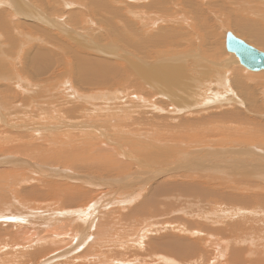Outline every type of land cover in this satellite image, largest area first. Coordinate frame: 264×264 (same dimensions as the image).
<instances>
[{
	"label": "rangeland",
	"instance_id": "374dc122",
	"mask_svg": "<svg viewBox=\"0 0 264 264\" xmlns=\"http://www.w3.org/2000/svg\"><path fill=\"white\" fill-rule=\"evenodd\" d=\"M10 1L0 0V21L6 24L2 27V23L0 22V132L3 130L1 133L11 136V141L6 146L0 144V154H4L3 149L9 150L18 145L16 143V145H11L10 147V144L14 140H17V136L23 139L27 136L26 139H31L33 142L36 140V143H39L40 146L42 144L43 148L39 149L37 146L36 151L17 150L19 153L22 152L17 155L23 157L26 155L25 158H28L31 162L33 157L37 159H42L43 157V159H47L45 160L46 162L48 160L53 162L43 163V165L46 167H56L59 169V173H50L49 176V171L46 172L47 174L41 173L33 169V167H27V169L26 166L22 170H17L13 165L12 167L6 165L7 168L0 169V244L3 241V244H17L19 241V246H24V232H30L33 237L39 236L37 238L39 239L43 235L49 236L47 235V233L50 234L49 231L62 232L70 228H85L92 224L90 232H94L97 230L95 226L109 224L108 232L111 229L112 233L114 231L117 232L112 234L113 238L109 237L107 239L110 244L114 241L129 242L128 239H130V242L127 244H130L131 249H128V251H123V249H126H121L118 244L116 245L117 247H110L109 250L112 252V255L127 253V256L123 255L124 257L121 256L119 259L127 257L126 259L130 261L135 260L132 262L136 264H154L153 261L163 264L158 259L163 257L181 263L182 259H177L175 253L171 251L168 245L178 242L177 244L181 246L180 250L189 257H186L187 262H198V257H201L204 259L201 263L214 264L212 260H216L213 257L217 247H214V244L210 242L205 245L202 244V247L192 245V243L195 244L193 241H197V239L188 235V232H184L182 227L190 231H202L203 233H206L207 229L214 231V227L210 225V221H207L204 216L196 215H203L204 213L202 212L201 214L200 208L197 210L195 203H201V196L202 200L205 198L210 200L209 192L212 191L207 190V188H198L196 185H200V181H203V185H205L204 183L210 184L209 187L213 191L219 192L221 196L224 194L222 197L226 198L227 201L221 202L224 204L223 207L227 204L235 206L237 202L233 204L234 200H228V198H233L232 193L234 191H236L235 196L245 193L247 196L251 195L247 189H252V186L248 185L250 180L246 178L250 177L248 175L251 173L255 174V170H257L252 164L259 163L264 165V72H262L263 74L253 76V82L245 81L246 83L243 85L240 83L241 79L238 80L239 84L235 83V80H232L229 87L230 77H227L229 78L227 84L224 80L225 85L217 86L214 84L217 78L226 70V68H223V63L230 58L229 55L231 54L226 49L225 44L227 30L238 34L239 38L253 47L264 50V45L258 39L259 37L264 38V0H219V2L215 0L212 4H208L207 1L203 0H173L172 3V0H159L163 5L158 1L155 6L152 4V0H148L143 5L138 4L137 7H132V0H14V3ZM168 2L170 4H165ZM149 3L152 4L153 8L148 7ZM159 4L162 6L160 7ZM249 4H251L252 8L246 12L243 9L244 7L248 9ZM129 9L142 11L145 17L154 19H158L156 15L164 16L166 14L170 18V22H159L155 24L156 26L147 28L145 24L142 25L138 18L131 15V13H127ZM24 11L32 13L30 20H25L24 15H21V12ZM242 11L244 12L241 13ZM37 12L40 15L35 14ZM111 12L113 13L110 14ZM100 14H103L104 19ZM41 16L46 18H41ZM64 16L67 17L64 18ZM56 22L59 25L55 26ZM196 46L199 47L200 52L191 53L193 47ZM96 49L106 50L107 53L103 51L98 53ZM186 52L191 53V57L198 53V58L195 63H179L180 66L184 67V72H182L184 76L179 79H173L163 64L166 59L178 57ZM210 55L218 56L221 60L210 59ZM40 57L43 60L42 63L39 61ZM198 62L200 63L198 64ZM211 62L217 63L223 70L221 71L218 67L212 66ZM85 63H89L93 69V73H89L91 76L84 77L86 75L84 73L83 75L81 74L84 68L81 65ZM138 66L142 70L137 69ZM152 66L160 68L164 79H147L145 77V72L149 71ZM238 68L237 71L240 72L238 74L235 73L237 79L243 74L250 75L244 72L243 66ZM218 74L220 75L218 76ZM63 78L68 83V85H65L64 90L60 85L61 82H59ZM237 84L240 86L238 87ZM75 91L77 92L76 94ZM140 94L155 107L152 108L148 104H140L139 106L141 99H137L135 96ZM79 95L92 99H87L88 101H76L75 97ZM124 103L131 106L127 105L128 108L123 112L119 107ZM87 104L89 107H87ZM63 105L66 106L64 107ZM74 105L78 108L77 110H75L76 108H71ZM171 105L174 107L172 115L167 110L170 109ZM19 106H24L28 110H20L18 109L20 108ZM84 106L86 109L92 108L91 115L82 116L80 113H77L73 115L74 118H72L73 116H67L70 111H78L83 109L82 107ZM132 106L137 107L135 108V110L137 109L136 112ZM61 107H64L65 110L59 112L58 109L60 110ZM139 111H142L141 115H138ZM10 114H15V116L12 121L8 120L7 122ZM125 115L129 116L125 118ZM174 115L177 117L172 119L175 117ZM85 116L86 118L84 119ZM63 117L65 121H63ZM164 117H168V119L163 120ZM67 119L76 122L74 126H70V132L72 133L69 132L70 128L65 123ZM205 119L207 121L213 119V121L210 124H205ZM170 120H173L174 123ZM152 121L156 125L147 124V122ZM166 121L168 123L172 122V130L170 132V128L166 127V125L162 126ZM180 123L183 125L180 126ZM25 124L27 126H24ZM109 127H111V131ZM95 129L96 131L94 132ZM156 129H160V136L156 141L160 145L158 147L155 144L157 149L152 146L145 153H140V150H134L136 155H139L141 159L144 157L147 162L152 163L154 166L152 165L143 170L144 173L141 172L142 169L140 170L139 167L136 170L133 166H130L128 169L126 168L127 170H125L124 174H121L124 176L127 174L126 171H129V176H132L129 178L132 179L140 171L142 177L133 182L129 179L126 180L125 178L127 177L123 178V176L119 175L120 173L117 174L115 167H110V164L93 165L91 166V174H88L87 169L80 164L79 166H74L69 156H57V153L62 149L59 144L61 136L65 137L69 136V134H76V137L70 135V137L76 139L86 137L81 134L82 131L85 133L90 131V133L92 132L90 138L86 137L90 141L101 143L110 140L113 144L115 142L123 144L126 143L124 138H126L127 133L131 132L130 134L136 135L135 133H140L139 130H141L142 135L147 136L148 132L152 133ZM74 131L75 134L73 133ZM175 133L186 135L188 137L184 138L186 143L196 145L194 148L196 149L194 158L189 157L191 165L198 164L211 170L215 168L219 169L221 165L226 170L223 174L227 175L226 177L223 175V178L227 180L232 178L229 185L234 187L226 191L222 189L221 185L213 184L210 180H199L197 176L193 179H176L174 176L168 177L162 173L154 172L153 170L158 171L160 168V170H165L174 165L179 166L181 163H187L185 155L179 153L181 151L169 154L170 151L166 149L170 145H175L176 140L180 138L172 135ZM115 134L117 136H114ZM55 136L58 138H55ZM149 136L142 139H146V142H149L151 141ZM13 137L16 139H12ZM44 137H48V143L45 145L42 140ZM83 140L87 144V141ZM2 141L3 138H0V143ZM124 148L130 149L131 147L124 146ZM225 148H228V150ZM44 149L49 152L44 151ZM79 149H83V147L80 148L79 146ZM220 150L225 156L221 155L219 157V155H216L220 153ZM249 151H253V153H249ZM81 152L85 157L92 155L87 154L86 150ZM99 152L104 155L107 151L101 149ZM163 154L167 155H165L167 162H164L166 159H164V156L162 157ZM5 155L8 154L5 153ZM103 155L100 154V156ZM136 155H134V158ZM257 155H259V158L256 157ZM151 156L153 157L151 158ZM201 156L204 157L202 158ZM126 159H129V161L125 160V163H133L132 159ZM148 159L152 160L148 161ZM208 160L211 161L209 162ZM112 164H114L113 161ZM209 165L213 166L209 167ZM100 167H108L109 171L99 172L98 169ZM62 169L64 170L63 173H61ZM112 169L115 172L114 174L111 171ZM185 170L181 169L179 170L180 172L177 171L175 172L176 174L171 175L182 174ZM9 172L10 175H8ZM69 172L72 176H78L79 179L86 176L90 181L98 179L100 183L109 184L110 186L106 190H102L103 192L107 191L109 195H105V193L104 197L103 194L99 195L98 191L95 193L91 185L82 183L80 180L69 181L68 179H63V176H67L65 173L69 174ZM109 172L110 174H108ZM191 172L186 170V173ZM201 173L204 174L202 176L209 175L206 172ZM235 173H240L238 175H241V178L238 179V175ZM35 174L38 176H35ZM245 175L246 177L244 178L243 176ZM21 177L25 178V180L27 177H30L31 182L28 180L19 183L18 181L22 180ZM59 177L62 178L60 179ZM119 180L125 182L120 187L114 185L111 190L112 183ZM68 187H73V189H68ZM99 191V193L102 192L101 190ZM213 191L212 194L218 195V193H213ZM259 193L261 192L257 190L251 196ZM225 195H230V197ZM245 195L239 196L244 198L241 199L242 201L240 199L235 200L244 203V200L247 199ZM92 198H95L94 201H92ZM68 199L73 200L69 205L65 202ZM23 200L24 202H22ZM188 203L191 206L190 209L188 208ZM59 206L64 208L60 209ZM187 208L189 212H187ZM222 210L224 208L216 214H219L218 222L220 227H224L228 223L235 222L237 224L239 222L240 224L238 223V225L243 230H248L251 234V240L253 241L254 239L255 242H258L252 245H236L231 241L229 245L226 244L228 247L224 245V247L220 246V250L225 253L224 260L221 258V262L226 261L230 256L237 257L239 260L237 252L241 250V253L244 252L246 255L248 253L245 257V262L242 263L264 264V224L257 223L252 229V226H249L251 224L250 220H252L250 214L243 212L240 215H228L222 213ZM218 216L215 217L217 218ZM215 217L212 219H216ZM187 224H190V227ZM217 226L219 227V225ZM7 227L9 230H5ZM142 227L147 230L146 235L149 233L143 241L144 247L133 243V241L138 239L137 237H141L140 234L144 231ZM200 227L202 229H198ZM18 230L21 232H17ZM123 230L124 232H122ZM131 235L136 236V238ZM180 237L181 239H179ZM123 238L124 240H122ZM89 239L91 241L92 237ZM113 239L114 241H112ZM221 239H225V236H222ZM83 242L79 243L82 244ZM36 244L40 243L26 244L29 245V248L24 250L9 249L5 246L1 247L0 250L3 251H0V258H3V261L1 260L0 264H3L7 260L9 264H21L20 262L22 264H48V257H54L52 264H85L86 262L76 259V257L81 259V251L85 249L83 246L76 245L78 244L77 239L68 247L62 248V245L58 246V248L51 247L52 249H56V252H53L51 255L46 254V248ZM84 244V246H88V242H84ZM152 244L155 246V251L153 250V252L151 251L153 248ZM181 244H185V246L182 247ZM75 246L77 248L80 247V249H74ZM149 246L151 249H149ZM164 246L165 248L167 247L165 250ZM106 247L109 246H104L103 248ZM156 247L160 248L157 249ZM201 248L202 250H200ZM249 248L250 250L245 252ZM160 249L161 252H164L162 255L157 253ZM165 252L168 254H165ZM249 252L252 256H249ZM169 254L172 255L170 256ZM66 259H75L74 261L77 260V262L67 263ZM44 260L46 261L44 262ZM132 262L130 264H133ZM108 263L126 264L113 259ZM229 264L233 263L229 261Z\"/></svg>",
	"mask_w": 264,
	"mask_h": 264
},
{
	"label": "bare ground",
	"instance_id": "6f19581e",
	"mask_svg": "<svg viewBox=\"0 0 264 264\" xmlns=\"http://www.w3.org/2000/svg\"><path fill=\"white\" fill-rule=\"evenodd\" d=\"M131 1V0H130ZM133 1V4H132V7H137L138 6V4H140V5H143V3L145 4V2L146 1H148V0H132ZM158 1L159 0H155L154 2H153V0H152V4L155 6V5H157V3H158ZM161 1V0H160ZM159 1V2H160ZM171 1V0H170ZM169 1V2H170ZM203 1H207V3L208 4H212L213 3V1H215V0H203ZM227 1V0H226ZM10 2H13L14 3V0H11ZM70 2V1H69ZM164 2V1H163ZM165 3V4H170V3ZM173 2V0L171 1V3ZM176 2V1H175ZM218 2H219V0H218ZM224 2V1H223ZM65 3H68V2H65ZM155 3V4H154ZM162 5H163V3L162 2H160ZM177 3V2H176ZM227 3V2H226ZM152 4L151 3H149L148 4V7H152ZM161 4H159V6L161 7L162 5ZM20 5V4H19ZM173 5V4H172ZM22 6V5H21ZM167 6V5H166ZM175 6V5H174ZM177 6V5H176ZM249 7H248V9L247 8H245L244 7V9L243 10H245L246 12H248V11H250L251 10V8H252V6H251V4H249L248 5ZM131 7V6H130ZM201 7V6H200ZM241 7V6H240ZM153 8V7H152ZM197 8V7H196ZM199 8V7H198ZM109 9V8H108ZM111 11H113V10H111ZM194 12H195V9H194ZM197 13H198V11H196ZM204 12V11H203ZM244 11H242L241 13H243ZM41 13H43V12H41ZM113 12H111L110 14H112ZM127 13H131V15H134L136 18H138V20L139 21H141V23H142V25L143 24H145V26L148 28H150V27H154V26H156L155 24H157V23H159V22H170L169 20H170V18L165 14L164 16H160V15H156V17L158 18V19H154V18H147V17H145L144 16V14H143V12L141 11V12H139L138 10H132V9H129V11L127 12ZM35 14H37V15H40V13L39 12H37V13H35ZM199 14H201V12H199ZM21 15H24V19L25 20H30L31 19V17H32V13H28V12H26V11H24V12H21ZM100 16L103 18V14H100ZM99 16V17H100ZM179 16V15H178ZM219 16V15H218ZM67 16H64V18H66ZM75 17V16H74ZM100 17V18H101ZM177 17V16H176ZM198 17V16H197ZM201 17V16H200ZM34 18H36V17H34ZM41 18H46V17H42L41 16ZM63 18V19H64ZM104 19V18H103ZM36 20H37V18H36ZM137 20V19H136ZM185 20L186 21H188V19L187 18H185ZM38 21V20H37ZM57 21H58V19H57ZM100 21H102V20H100ZM201 21H202V19H201ZM1 22V21H0ZM38 22H40V21H38ZM163 22V23H164ZM2 23V27H4L6 24H4L5 22H1ZM104 23V22H103ZM189 23V22H188ZM36 24V23H35ZM58 24V22H56V24H55V26ZM59 25V24H58ZM42 26V25H41ZM63 27V26H62ZM145 27V28H146ZM43 28V27H42ZM43 31V30H42ZM44 32H45V30H44ZM67 32V31H66ZM49 33V32H48ZM229 33H231L235 38H237V39H240V40H242V41H244L243 39H241V38H239V36H238V34H235L234 32H232L231 30L229 31V30H227V32H226V42H225V44H226V49L231 53L230 55H229V59H227L226 60V62L225 63H223V68H226V70L221 74V76L224 78H222L221 76L219 77V78H217V80H216V82L214 83L215 85H225V83L227 84L228 83V80H229V78H227V77H230V81H229V83H228V85H229V87H230V84H231V81L232 80H235L236 82L235 83H238L239 84V81L238 80H240L241 79V81H240V83L243 85V84H245L247 81H251V82H253L254 80H253V76H256V75H259V74H263L262 72H264V69H261V70H258V71H254V70H250V69H248L243 63H242V61H241V59H240V57L238 56V54L237 53H235V52H233V51H231L230 49H229V46H228V34ZM69 36V35H68ZM260 41H261V43L264 45V38L263 37H259L258 38ZM247 45H249V46H251L252 48H254V49H256V50H258V51H262V53L264 52V50H259V49H257L256 47H253L252 45H250V44H248L246 41H244ZM108 50V49H107ZM189 50H191L190 48H189ZM96 51L98 52V53H100L101 51H103L104 53H107V51L106 50H102V49H96ZM196 51H198V52H200L199 51V47H193V49L191 50V53H196ZM109 52V51H108ZM191 53H189V52H186V53H184V54H181V55H179L178 57H173V58H170V59H166L165 60V62H164V64H163V66L165 67V69H167L168 71H169V74H170V76L173 78V79H179V78H182L183 76H184V74L182 73V72H184V67H182V65L180 66V64L179 63H183V62H187V63H190V62H196V59L198 58V53L197 54H195V56H193V57H191L190 56V54ZM80 54V53H79ZM191 58V59H190ZM210 59H216L217 61L218 60H221V58H219L218 56H215V55H210V57H209ZM195 59V61H193ZM39 61H40V63H42L43 62V60H42V58L40 57L39 58ZM207 61V60H206ZM209 61H211V60H209ZM173 62V63H172ZM191 63V64H192ZM200 62H198V64H199ZM212 63V62H211ZM85 65V66H84ZM197 65V64H196ZM212 66H214V67H218L219 69H221V67H220V65H218L217 63H212ZM233 66H235L231 71H229ZM242 67L243 66V68L245 69L244 70V72H247L248 74H250V75H244V77H243V75H240V78L239 79H237V77H236V74H238L240 71H237V69H239L238 67ZM81 67H84L83 69H82V75H83V73H84V75H86V76H84V77H87V76H89L90 74L89 73H93V69L90 67V65H89V63H85V64H82L81 65ZM193 67V66H192ZM206 68H208V67H206ZM137 69H139V70H142V68L140 67V66H138L137 67ZM192 69V68H191ZM210 69V68H209ZM213 69V68H212ZM223 69H221V71H222ZM208 71V70H207ZM1 73V72H0ZM207 73V72H206ZM236 73V74H235ZM216 74V73H215ZM220 74H218V76H219ZM6 76V75H5ZM18 78H20L18 75H16ZM91 76V75H90ZM145 77L147 78V79H157V80H161L160 78H162V79H164V75L162 74V72H161V70H160V68L159 67H154V66H152L151 68H150V70L148 71H146L145 72ZM210 80V79H209ZM224 80H225V83H224ZM243 80V81H242ZM214 81V80H213ZM212 81V82H213ZM246 81V82H245ZM59 82H61L60 83V85L63 87V90H64V87H65V85H68V83H67V81H66V79L65 78H63V79H61ZM208 83H210V82H208ZM237 84V85H238ZM241 85V86H242ZM240 85H238V87H239ZM214 87V86H213ZM222 88V87H221ZM216 89H218V88H216ZM231 89V88H230ZM63 90H62V92H63ZM220 90V89H219ZM218 91V90H217ZM61 92V93H62ZM245 92V91H244ZM77 92L75 91V94H76ZM219 95V94H218ZM220 96V95H219ZM263 96H264V91H263ZM129 97V96H128ZM137 99H141V101H140V103H139V106H140V104H148V106H152V108H154L155 106H153L152 104H151V102L149 103L148 101L149 100H147L143 95H136L135 96ZM40 98V97H39ZM153 98H155V97H153ZM91 100L92 98H84V97H82V96H77V97H75V100L77 101V100ZM163 99V98H162ZM87 100V101H88ZM62 102V101H61ZM93 102V101H92ZM51 103H52V101H51ZM54 103V102H53ZM74 103V102H73ZM85 103V102H84ZM138 103V102H137ZM71 104H72V102L69 104L70 106H71ZM82 105H84V104H82ZM128 104H122L120 107H119V109L121 108L122 110H123V112L128 108V106L130 105H128ZM64 107L66 106V105H63ZM76 106H77V104H76ZM91 106V105H90ZM131 106V105H130ZM129 106V107H130ZM20 107V106H19ZM57 107V106H56ZM64 107H61V109L59 110L58 109V111L59 112H61V111H63V110H65V108ZM79 107V106H78ZM81 107V106H80ZM87 107H89V105L87 104ZM91 107H94V106H91ZM71 108H76L75 107V105H74V107H71ZM83 109H80V110H78V111H74V112H72V111H70L68 114H67V116H69V117H72L73 115H75V114H77V113H80L82 116L83 115H91L92 113V108L91 109H86L85 108V106L84 107H82ZM132 108L134 109V111L136 112L137 111V109L135 110V108H137V107H135V106H132ZM149 108V107H148ZM18 109H24V110H28V109H26L24 106L23 107H20V108H18ZM78 108H76L75 110H77ZM102 110V109H101ZM170 113H171V115L173 114V110H174V107H173V105H171V107H170V109H167ZM68 111V110H67ZM179 111H181V110H179ZM14 112V111H13ZM66 112V111H65ZM127 112V111H126ZM177 112V111H176ZM18 113V112H17ZM64 113V112H63ZM142 114V111H139V114L138 115H141ZM179 114H180V112H179ZM9 115V114H8ZM14 116H15V114H10V116L8 117V119H7V122H8V120L9 121H12V119L14 118ZM129 115H125V118L126 117H128ZM175 116V115H174ZM91 117V116H90ZM134 117V116H133ZM173 117V116H172ZM177 116H175V117H173L172 119H174V118H176ZM49 118V117H48ZM64 118V117H63ZM72 118H74V116L72 117ZM86 118V116L84 117V119ZM92 118V117H91ZM169 118H171V117H169ZM76 119H78V118H76ZM83 119V120H84ZM166 119H168V117H164L163 118V120H166ZM178 119V118H177ZM209 119V118H208ZM91 120V119H90ZM107 120V119H106ZM162 120V119H161ZM162 120V121H163ZM206 120V119H205ZM26 121H27V119H26ZM33 121V120H32ZM63 121H65V118H64V120ZM77 121V120H76ZM170 121H172L173 122V120H170ZM169 121V122H170ZM213 121V119H210L209 121H207L206 120V122H205V124H210L211 122ZM3 122V121H2ZM6 122V123H7ZM29 122V121H28ZM93 122V121H92ZM134 122H136L135 120H134ZM141 122V121H140ZM164 122V121H163ZM162 122V123H163ZM171 122V123H172ZM178 122V121H177ZM13 123V122H12ZM16 123V122H15ZM66 124H67V126H68V128H70L69 129V132H70V130H71V127L70 126H74L75 125V121L74 120H71V119H67L66 120V122H65ZM95 123V122H94ZM130 123V122H129ZM171 123H168L167 121L164 123V124H162V126L164 127L165 125H166V127H168V128H170V130H169V132L172 130V126H171ZM174 123V122H173ZM17 124V123H16ZM92 124V123H91ZM108 124V123H107ZM122 124V123H121ZM120 124V125H121ZM124 124V123H123ZM147 124L148 125H156L155 124V122L154 121H152V122H147ZM169 124V125H168ZM8 125H9V123H8ZM15 125V124H14ZM51 125V124H50ZM181 125H183L182 123H180V126ZM20 126V125H19ZM24 126H27L26 124L24 125ZM61 126V125H60ZM82 126V125H81ZM109 126H110V124H109ZM122 126V125H121ZM127 126V125H126ZM3 127H4V125H3ZM14 127V126H13ZM15 127H17V125H15ZM79 127H80V124H79ZM83 127H84V125H83ZM129 127V126H128ZM93 128V127H92ZM110 128V131H111V127H109ZM157 128H158V126H157ZM72 129H73V127H72ZM97 129V128H96ZM96 129L94 130V132L96 131ZM113 129V128H112ZM124 129H126V128H124ZM151 129V128H150ZM106 130V129H105ZM104 130V131H105ZM119 130H121V129H119ZM152 130V129H151ZM150 130V131H151ZM80 131H82V130H80ZM79 131V132H80ZM239 131H240V129H239ZM1 132H3V130L1 131ZM0 132V138H3V141H2V143H0L1 145H4V146H6V145H9V143H10V139H11V136H7V135H4L3 133H1ZM6 132V131H5ZM106 132V131H105ZM117 132V131H116ZM134 132V131H133ZM139 132L140 133H135L136 135H133V134H130V133H127V135H126V138H124V140H126V143H123V144H120V143H118V142H115V144H113L110 140H108V141H105V142H101V143H96V142H94V141H90V139H86V137L87 138H90V136H91V134H92V132L90 133V131L89 132H83L82 131V135H84V136H86V137H81V138H76V139H73V137H70V135H72V134H69V136H65V137H63V136H61L60 138H59V144L61 145V147H62V149H61V151L59 152V153H57V156H59V157H64V156H69V159H70V161L72 162V164L74 165V166H79V164L81 165V166H83L85 169H87V172H88V174L90 173L91 174V171H92V167L91 166H93V165H97L98 166V164H102V165H104V164H110V167H115V171H116V173L118 174V173H120L119 175H121V174H124V172H125V170H127L130 166H133V168H135L136 170H137V168L139 167L140 168V170L142 169V173H144V171L143 170H145L146 168H148V167H151L153 164L152 163H149V162H147V160L143 157L142 159H141V157H139V155H136L135 153V151L136 150H140V153H145L149 148H151L152 146H154L155 147V144H156V146H158L159 147V145H160V143H159V145L157 144L158 142H156L157 140H158V137L160 136V129H156L155 131H153L152 133L151 132H148L147 134V136H149V135H151V136H149L150 137V139H151V141H149V142H146V139H142V138H144V137H147V136H144V135H142V132H141V130H139ZM145 132V131H144ZM182 132V131H181ZM7 133V132H6ZM5 133V134H6ZM67 133V132H66ZM70 133H72V132H70ZM74 134H75V131L73 132ZM101 133V132H100ZM2 134H3V137H2ZM18 134V133H17ZM93 134H95V133H93ZM102 134V133H101ZM106 134V133H105ZM139 134V135H138ZM19 135V134H18ZM76 135V134H75ZM75 135H72V136H75ZM122 135V134H121ZM120 135V136H121ZM173 136H178V137H180L178 140H176V144L175 145H170V147L168 148V147H166V149L168 150V151H170L169 152V154H173V153H175V152H179V151H181V152H179V153H182L183 155H185V161H187V163H185V164H182L181 163V165H179V166H173V167H170L171 168V170H169V169H165V170H158V171H155V170H153L154 172H158V173H162L164 176H168V177H170V176H174L176 179L177 178H185V179H193V178H195V176H197L198 178H199V180L200 179H204V180H210V182H212L213 184H217V185H221L222 186V189H224V190H226V191H228V189H230L231 190V188H233L234 186H230L229 185V182L231 181V179H226V178H223V173H224V171H226L221 165H220V168L219 169H216L215 167V169H213V170H211V169H207V168H204L205 166H200V165H191V160L189 161V157H192V158H194V153L196 152V149H194L195 148V146L194 145H191V144H189L188 142L186 143V138H188L186 135H183V134H178V133H175V134H172ZM79 137H80V135H78ZM104 136V135H103ZM108 136V135H107ZM114 136H117L116 134L114 135ZM27 137V136H26ZM26 137L23 139L22 137H20V136H17V140H14L11 144H10V147H11V145H16V143L18 144L16 147H14V148H12V149H9V150H5V149H3L4 150V154H0L1 156H0V169L1 168H5L6 167V165H8L9 167H12V165H13V167L15 166V168L18 170H22L23 168H24V166H26V168L27 167H30V168H32L33 167V169H35V170H37L38 172H41V173H46V172H48L49 171V176H50V173H59V169L58 168H56V167H46V166H44L43 165V163L45 164V163H53V162H50L49 160H48V162H46L45 160H47V159H43V157H42V159H37V158H32L31 160H32V162L31 161H29L28 160V158L26 159L25 157H26V155L23 157V156H19V155H17V154H21L22 152H17V150H21V149H23V150H35L36 149V147L38 146V148L39 149H42L43 148V145L41 144V146L39 145V143H36V140H35V142H33L31 139H26ZM76 137V136H75ZM119 137V136H118ZM186 137V138H185ZM55 138H58V137H56L55 136ZM185 138V139H184ZM12 139H16V138H12ZM83 139H85L86 141H87V144L85 143V141L83 140ZM101 139V138H100ZM105 139V138H104ZM110 139H112L111 137H110ZM119 139V138H118ZM149 139V138H148ZM24 140V141H23ZM42 140H43V144L45 145L46 143H48V137H44V138H42ZM41 140V141H42ZM97 140H99V139H97ZM38 141V140H37ZM115 141V140H114ZM9 142V143H8ZM123 142V141H122ZM125 142V141H124ZM214 142H215V140H214ZM185 144V145H184ZM193 144V143H192ZM79 146H80V148H82L83 147V149H79ZM82 146V147H81ZM124 146H127V147H131L130 149H123V147ZM185 146V147H184ZM60 147V148H61ZM165 147V146H164ZM217 147V146H216ZM5 148V147H4ZM140 148V149H139ZM156 148V147H155ZM213 148V147H212ZM219 148V147H218ZM223 148V147H222ZM79 149V150H78ZM104 150V151H107L106 153H104V155H103V153H100L99 151L100 150ZM154 149V148H153ZM157 149V148H156ZM164 149V148H163ZM195 151H194V150ZM225 149H227L228 150V148H225ZM49 150H51L50 148H49ZM83 150H86V152H87V154H92V155H90V156H88V157H85V156H83V154H82V152L81 151H83ZM135 150V151H134ZM198 150H199V148H198ZM36 151V150H35ZM34 151V152H35ZM44 151H46V152H49L48 150H45L44 149ZM150 151H152L151 149H150ZM165 151V150H164ZM200 151V150H199ZM218 151V150H217ZM25 152V151H24ZM153 152V151H152ZM219 152V151H218ZM5 153L6 154H8V155H5ZM32 153V152H31ZM158 153V152H157ZM200 153V152H199ZM249 153H253V151H249ZM248 153V154H249ZM100 154L101 155H103V156H100ZM167 154V153H166ZM165 154V155H166ZM181 154V155H182ZM202 154V153H201ZM209 154V153H208ZM216 154V153H215ZM227 154V153H226ZM231 154V153H230ZM18 157H17V156ZM33 155H34V153H33ZM134 155H136V157L134 158ZM141 155V154H140ZM143 155V154H142ZM149 155V154H148ZM155 155V154H154ZM156 155H158V154H156ZM165 155L163 154L162 155V157L164 156L165 157ZM168 155V154H167ZM166 155V156H167ZM204 155V154H203ZM216 155H219V157L221 156V155H223V156H225V154H222V151L220 150V153H217ZM229 155V154H228ZM250 155V154H249ZM28 156V155H27ZM54 156H56L55 154H54ZM56 156V157H57ZM143 156H145V155H143ZM175 156V155H174ZM253 156V155H252ZM46 157V156H45ZM58 157V158H59ZM153 156H151V158H152ZM169 157H172V156H169ZM168 157V158H169ZM198 157V156H197ZM202 158L204 157V156H201ZM206 157V156H205ZM257 158H259V155H257L256 156ZM264 157V156H263ZM126 158H130V159H132V161H133V163H125L124 161L125 160H127ZM163 159V158H162ZM164 159H166V160H164ZM163 160H164V162H167V157H165ZM40 160H43V161H40ZM152 160V159H151ZM150 159H148V161H151ZM171 160V159H170ZM207 160V159H206ZM206 160H204V161H206ZM216 160V159H215ZM112 161H113V163L116 165H114V164H112ZM127 161H129V159L127 160ZM159 161V160H158ZM169 161V160H168ZM174 161V160H173ZM173 161H171V162H173ZM184 161V160H183ZM202 161V160H201ZM209 161V160H208ZM211 161V160H210ZM209 161V162H210ZM66 162V161H65ZM157 162V161H156ZM156 162H154V163H156ZM170 162V163H171ZM159 163H160V161H159ZM237 163V162H236ZM251 163H253V162H251ZM261 163V162H260ZM165 164V163H164ZM249 164V163H248ZM41 165V166H40ZM236 165V164H235ZM240 165V164H239ZM69 167H71L70 165H68ZM154 166V165H153ZM170 166V165H169ZM210 166H213V165H209V167ZM238 166V165H237ZM252 166H254V167H256L255 169H257V170H255L254 169V167L252 168L253 169V171L255 170V174H253V173H251V174H249L248 176H250V177H247L246 179L247 180H250V183H248V185H250V186H252L251 188L252 189H247V191H248V193H250L251 195H252V193L253 194H255V192L258 190V191H260L261 193H259V194H257V195H254V196H247V194L245 195V194H240V195H238V196H235V194H236V191H234L233 193H232V195H233V198H228V200L230 201V199L231 200H234V202H233V204H235L236 202V205L234 206V205H232V204H227V205H225L224 207H223V203H224V200H226L227 201V199L226 198H224V197H222L224 194H222V196H221V194H219V192H216V191H213V189L211 188V187H209V185H207L208 183H204L205 185H203V181L201 182H199V184L200 185H196L198 188L199 187H202V188H207V190H212L213 191V193H218V195L217 194H212V191L211 192H209V196H210V200H208V199H204V200H202V196L200 197V200H201V203H195L194 205H195V207L197 206V210H198V208H200L201 209V214H202V212L204 213L203 215H200V214H196L197 216H204L205 217V219L207 220V221H210V225L212 226V227H214V231H211V230H209V229H207L206 230V233L204 232H202V231H200V232H197V231H194L193 229H191V230H193V231H190L189 229H185V227H182V230L184 231V232H188L189 234L188 235H190L191 237H193L194 239H197V241H193L195 244H193L192 243V245H196V246H199V247H202V244H207L208 242H210L211 244H214V247H217V250L215 251V255H214V259H216V260H212V262L215 264L216 262H217V264H229V261H231L233 264H245V263H242V262H245V257L248 255V253H247V255H246V253H241V250H239L237 253V255H238V257H239V260H240V262H239V260L237 259V257L236 258H234V257H232V256H230V258L228 259L227 258V260L226 261H224V262H221L222 261V259L224 260V257H225V253L224 252H222L221 250H220V246H226V244H230L231 243V241L233 242V244H236V245H238V244H255V243H257V242H255V240L253 239V241L251 240V234L248 232V230H243L242 228H241V226H239L238 225V223L236 224L235 222V224L234 223H228V224H226L224 227H220V224H219V222H218V220H219V214L218 215H216L217 214V212L219 211V212H221L220 210L221 209H223L224 208V210H222V213H225V214H230V215H232V214H235V215H240L241 213H243V212H246V213H248V214H250L251 215V217H252V220H250L251 222V224L249 225V226H252V229H253V226L255 227V225L257 224V223H259V224H264V165H261V164H259V163H257V164H252ZM66 167V166H65ZM64 167V168H65ZM162 167V166H161ZM235 167V166H234ZM250 167H251V165H250ZM7 168V167H6ZM108 168V167H107ZM107 168H104V167H100L99 169H98V171L99 172H108L109 171V168L107 169ZM127 168V169H126ZM155 168V167H154ZM211 168H213V167H211ZM28 169V168H27ZM73 169V168H72ZM111 169V168H110ZM181 169H183V171L186 169V170H188V171H192L191 173H186V170H185V172L184 173H180V174H177V175H171V174H174L175 172H180L179 170H181ZM16 170V171H17ZM61 170V169H60ZM63 170V169H62ZM67 170V169H66ZM71 170V169H70ZM81 170V169H80ZM130 170V169H129ZM134 170V169H133ZM26 171V170H25ZM112 172H113V174L115 173L114 172V170L112 169L111 170ZM200 171V172H199ZM239 171V170H238ZM17 172H19V171H17ZM64 172V170L61 172V173H63ZM129 172V171H128ZM128 172L126 171V173L127 174H125L124 176L123 175H121V176H123V178L124 177H127V178H125L126 180L127 179H129V180H131V182H133V181H136V179H140L139 177H142V173H140V171H139V173H137V175L135 176V177H133L132 179L131 178H129V177H132V176H129V174H128ZM182 172V171H181ZM201 172H206V173H209V175H206V176H202V174L203 173H201ZM247 172V171H246ZM67 173H68V171H67ZM67 173H65V175H67V176H63V175H61V176H63L64 178L63 179H68L69 181L71 180H80V181H82V183H87V184H89V185H91L92 186V189H93V191L95 192V193H97V191H98V194L100 195V194H103V196H104V194L105 195H109L108 193H107V191L106 192H103L102 190H106V188H108V186H110L109 184H103V183H100V181L97 179L96 181H90V180H88V178L86 177V176H84L83 178H80L79 179V177L78 176H72L71 175V173L69 172V174H67ZM134 173V172H133ZM249 173V172H248ZM17 174V173H16ZM47 174V173H46ZM100 174V173H99ZM108 174H110V172L108 173ZM107 174V175H108ZM176 174V173H175ZM236 174V173H235ZM234 174V175H235ZM238 174H240V173H238ZM238 174H236V175H238ZM243 174V173H242ZM8 175H10V172L8 173ZM7 175V176H8ZM57 175V174H56ZM74 175V174H73ZM79 175V174H78ZM101 175V174H100ZM204 175V174H203ZM233 175V176H234ZM3 176V175H2ZM1 176V177H2ZM34 176V175H33ZM35 176H38V175H36L35 174ZM42 176V175H41ZM54 176V175H53ZM52 176V177H53ZM59 176V175H58ZM227 176V175H226ZM225 175H224V177H226ZM229 176V175H228ZM24 177V176H23ZM23 177H21V179L22 180H19L18 182L20 183V182H25V181H28L29 180V182H31L30 180H31V178L30 177H27V179L25 180V178H23ZM44 177H46V176H44ZM91 177V176H90ZM244 178L246 177V175L245 176H243ZM14 178V177H13ZM41 178V177H40ZM57 178V177H56ZM60 179L62 178V177H59ZM229 178V177H228ZM241 178V175L239 176L238 175V179H240ZM109 179H110V177H109ZM147 179V178H146ZM67 180V181H68ZM198 180V181H199ZM13 181H14V179H13ZM52 181V180H51ZM168 181V180H167ZM103 182V181H102ZM113 182V181H112ZM123 182H125V181H123ZM123 182H121V180H119V181H114V183H112V185H111V190H112V187L115 185L116 187H120V186H122L123 184ZM188 182V181H187ZM206 182V181H205ZM226 182V183H225ZM18 183V184H19ZM60 183V182H59ZM108 183V182H107ZM109 183H110V181H109ZM175 183V182H174ZM201 183H202V185H201ZM247 183V182H246ZM245 183V184H246ZM22 184V183H21ZM4 185V184H3ZM8 185V184H7ZM15 185V184H14ZM216 185V186H217ZM233 185V184H232ZM90 186V187H91ZM104 186H106L104 189H103V187ZM5 187V186H4ZM83 187V186H82ZM218 187V186H217ZM13 188H14V186H13ZM67 188V187H66ZM86 188V187H85ZM122 188V187H121ZM201 188V189H202ZM219 188V187H218ZM68 189H73V187H68ZM117 189V188H116ZM52 190V189H51ZM99 190H101L102 192L101 193H99L100 191ZM111 190H110V193H111ZM126 190V189H125ZM186 190V189H185ZM203 190V189H202ZM205 190V189H204ZM55 191V190H54ZM87 191V190H86ZM176 191V190H175ZM178 191V190H177ZM191 191V190H190ZM59 192V191H58ZM120 192V191H119ZM201 192V191H200ZM230 192V191H229ZM232 192V191H231ZM38 193V192H37ZM62 193V192H61ZM69 193H71V192H69ZM121 193V192H120ZM198 193V192H197ZM14 194V193H13ZM41 194V193H40ZM51 194V193H50ZM60 194V193H59ZM196 194V193H195ZM201 194V193H200ZM37 195V194H36ZM174 195V194H173ZM205 195V194H204ZM245 195V197H247V199L246 200H244L245 202L244 203H241V199H244V198H241V197H239V196H244ZM39 197H41L42 196V194H41V196L40 195H38ZM62 196H64V195H62ZM93 196H94V194H93ZM115 196V195H114ZM198 196H200V195H198ZM225 196H229L230 197V195H225ZM44 197V196H43ZM42 197V198H43ZM68 197H71V196H68ZM105 197V196H104ZM204 197V196H203ZM35 198V197H34ZM38 198V197H37ZM37 198H36V200H37ZM58 198L60 199V197L58 196ZM67 198V197H66ZM110 198V197H109ZM178 198V197H177ZM22 199V198H21ZM44 199V198H43ZM94 199L95 198H92V201H94ZM235 199H240L241 201H236ZM61 200V199H60ZM59 200V202H61ZM44 201V200H43ZM64 201V200H63ZM73 200L71 199V200H67V201H65L66 203H67V205H69L71 202H72ZM130 201V200H129ZM173 201V200H172ZM188 201V200H187ZM197 201V200H196ZM223 201V203H221ZM22 202H24V200L22 201ZM116 203V202H115ZM121 203H123V201H121ZM120 203V204H121ZM226 203V202H225ZM229 203V202H228ZM239 203V204H238ZM10 204V203H9ZM61 204V203H60ZM189 204V203H188ZM66 205V206H67ZM122 205V204H121ZM183 205V204H182ZM21 206V205H20ZM34 206V205H33ZM48 206V205H47ZM86 206V205H85ZM88 206H89V204H88ZM179 206V205H178ZM185 206H186V204H185ZM204 206V207H203ZM87 207V206H86ZM90 207V206H89ZM97 207V206H96ZM106 207V206H105ZM190 204H189V209H190ZM59 208L61 209H63L64 207H61V206H59ZM91 208V207H90ZM93 208V207H92ZM167 208V207H166ZM170 208V207H169ZM173 208V207H172ZM188 208H187V212H189V210H188ZM226 208V209H225ZM192 209V208H191ZM178 210V209H177ZM180 210V209H179ZM18 211V210H17ZM62 211V210H61ZM61 211H55V212H61ZM72 211V210H71ZM85 211H87V210H85ZM143 211V210H142ZM175 211V210H174ZM196 211V210H195ZM73 212V211H72ZM111 212V211H110ZM119 212V211H118ZM141 212V211H140ZM54 213V212H53ZM171 213V212H170ZM60 214V213H59ZM74 214H75V212H74ZM84 214H86V213H84ZM90 214H92V213H90ZM116 214V213H115ZM20 215V214H19ZM88 215V214H87ZM108 215V214H107ZM188 215H190V214H188ZM90 216V215H89ZM139 216V215H138ZM154 216V215H153ZM215 216H218L216 219H212V218H214ZM243 216V215H242ZM84 217V216H83ZM87 217V216H86ZM109 217V216H108ZM116 217V216H115ZM241 217V216H240ZM250 217V218H251ZM18 218V217H17ZM85 218V217H84ZM83 218V219H84ZM89 218V217H88ZM87 218V219H88ZM229 218V217H228ZM18 219H20V218H18ZM86 219V218H85ZM249 219V218H248ZM259 219V220H258ZM221 220V219H220ZM245 220V219H244ZM118 222V221H117ZM227 222V221H226ZM86 223V222H85ZM111 223V222H110ZM130 223V222H129ZM182 223V222H181ZM225 223V222H224ZM82 224H83V221H82ZM116 224V223H115ZM120 224V223H119ZM175 224V223H174ZM185 224V223H184ZM240 224V223H239ZM94 225V224H93ZM118 225V224H117ZM130 225V224H129ZM188 226L190 225V224H187ZM216 225V226H215ZM217 225H219V227L217 226ZM86 226V225H85ZM132 226V225H131ZM130 226V227H131ZM172 226V225H171ZM209 226V225H208ZM244 226V225H243ZM242 226V227H243ZM258 226V225H257ZM2 227V226H1ZM91 227H92V224H90V225H88L87 227H83V228H80V227H78L79 229H77V228H70V229H66V231H62V232H54V231H49V233L50 234H48L47 233V235H49V236H45V235H43V236H41L39 239H37L39 236H35V237H33L32 236V234H30V232H28V233H25L24 232V238H23V244H24V246H19V244L20 243H18L17 242V244H3L4 243V241H3V243L1 242V244H0V248L1 247H6V248H9V249H14V250H18V249H26V248H29V245H26V244H33V243H40V244H36V245H39V246H41V247H43V248H46V254H48V255H51L53 252H56V249H52L51 247H57L58 248V246H60V245H62V248H64V247H68V246H70L73 242H74V240L75 239H77V243L78 244H76L77 246H83V247H85V249L84 250H82L81 252V254H80V256H82L81 257V259L80 258H77L76 257V259L77 260H81L82 262L83 261H86L85 262V264H107V262H110L112 259L113 260H115V261H117V262H122V263H126V264H130L132 261L134 262L135 260H132V261H130V260H128V259H126L127 257V253H124V254H114V255H112V252L109 250L110 249V247L112 248L113 246H116L117 244L118 245H120V248L121 249H123V248H125L126 250H124L123 249V251H128V249H131L130 247V244H127V243H129L130 242V239H128V241L129 242H121V241H114V239L112 240V241H114L112 244H110L109 243V241L107 240V239H109V237H114V236H112V234H115V233H117V232H115L114 230V232L112 233V229L108 232V230H109V224H100L98 227H96L95 226V229H97V230H95L94 232H90L91 231ZM119 227V226H118ZM121 227H123V226H121ZM135 227V226H134ZM147 227V226H146ZM176 227V226H175ZM178 227V226H177ZM190 227V226H189ZM218 227V228H217ZM19 228V227H18ZM143 228V227H142ZM46 229V228H45ZM44 229V230H45ZM49 229V228H48ZM140 229V228H139ZM144 229V228H143ZM197 229V228H196ZM198 229H202V227H200V228H198ZM211 229V228H210ZM246 229V228H245ZM251 229V230H252ZM255 229V228H254ZM5 230H9V228L7 227V229H5ZM12 230V229H11ZM26 230V229H25ZM47 230V229H46ZM51 230V229H50ZM127 230V229H126ZM135 230V229H134ZM159 230V229H158ZM22 231H24L23 229H22ZM28 231V230H27ZM117 231V230H116ZM119 231V230H118ZM121 231V230H120ZM136 231H137V229H136ZM17 232H21L20 230H18ZM108 232V233H107ZM122 232H124V230L122 231ZM139 232V231H138ZM146 232H147V230H145L144 229V231H142V233L140 234L141 235V237L139 238V237H137L138 239H136V241H133V243H135V244H139L141 247L143 246V241H144V239L146 238V236H148V234L146 235ZM39 233V232H38ZM129 233H131V232H129ZM136 233V232H135ZM151 234V233H150ZM157 234V233H156ZM5 235V234H4ZM133 235H134V231H133ZM137 235V234H136ZM8 236V235H7ZM106 236V237H105ZM132 236V235H131ZM139 236V235H138ZM202 236V237H201ZM222 236H225V239H221V237ZM90 237H92V239H91V241H89L90 239ZM130 237V236H129ZM132 237H134V236H132ZM134 238H136V236L134 237ZM82 239V240H81ZM179 239H181V237L179 238ZM191 239V238H190ZM122 240H124V238L122 239ZM177 240V239H176ZM1 241V240H0ZM37 241V242H36ZM82 241H84V242H88V246H84L85 244H84V242L82 243V244H80ZM180 241V240H179ZM182 241V240H181ZM80 242V243H79ZM132 243V244H133ZM175 244H168L169 245V248L171 249V251H173L174 253H175V255H176V258L177 259H179V260H181L182 259V262L181 263H177V262H175L173 259H169V258H163V257H160V258H158L159 259V261L161 262V263H166V264H203V263H201L202 261H204V259L203 258H201V257H198V262H187V259H186V255L180 250V244H177L178 242H174ZM3 244V245H2ZM161 244V243H160ZM190 245H191V243H189ZM35 245V246H36ZM153 245V244H152ZM151 245V246H152ZM163 245V244H162ZM167 245V244H166ZM182 245V244H181ZM187 245V244H186ZM77 246H75L74 247V249L75 248H77ZM104 246H109V247H106V248H103ZM133 246H134V244H133ZM132 246V248H134ZM185 246V244H183L182 245V247H184ZM223 246V247H224ZM241 246V245H240ZM243 246V245H242ZM257 246V245H256ZM117 247V246H116ZM144 247V246H143ZM146 247V246H145ZM150 247V246H149ZM148 247V248H149ZM154 245H153V248H152V252H153V250H154ZM194 247V246H193ZM192 247V248H193ZM223 247H221V248H223ZM226 247H228V246H226ZM60 248V247H59ZM79 249H80V247H78ZM77 248V250H79ZM119 248V247H118ZM138 248V247H137ZM157 249L158 248H160V247H156ZM167 248V247H166ZM165 248V246H164V250L166 249ZM253 248H255V247H253ZM149 249H151V247L149 248ZM170 249H169V251H170ZM182 249H184V248H182ZM185 249H186V247H185ZM227 249V248H226ZM242 249V248H241ZM76 250V251H77ZM138 250H139V248H138ZM146 250H148V249H146ZM200 250H202V248L200 249ZM220 250V251H219ZM229 250V249H228ZM243 250V249H242ZM245 250V249H244ZM250 250V248L248 249V250H245V252L246 251H249ZM0 251H3V250H0ZM5 251V250H4ZM63 251V250H62ZM155 251V250H154ZM158 251V250H157ZM186 251V250H185ZM192 251V250H191ZM258 251V250H257ZM74 252V251H73ZM119 252V251H118ZM147 252V251H146ZM188 252V251H187ZM234 252V251H233ZM1 253V252H0ZM121 253V252H120ZM129 253V252H128ZM145 253V252H144ZM157 253H159V254H161L162 255V253H164L163 251L161 252V249H160V251H158ZM170 253H172V252H170ZM252 253L254 254V252L252 251ZM11 254V253H10ZM75 254V253H74ZM148 254V253H147ZM146 254V255H147ZM153 254V253H152ZM154 254H155V252H154ZM165 254H168V253H166L165 252ZM190 254V253H189ZM188 254V255H189ZM192 254V253H191ZM249 254H250V252H249ZM19 255H21L20 253H19ZM110 255H112V257H110ZM123 255H126L125 257L126 258H124V259H122V258H120L119 259V257H121V256H123ZM149 255V254H148ZM170 256L172 255V254H169ZM220 255H221V257H220ZM3 256V255H2ZM46 256V255H45ZM44 256V257H45ZM73 256V255H72ZM134 256V255H133ZM193 256V255H192ZM249 256H252L251 254L249 255ZM21 257V256H20ZM124 257V256H123ZM150 257H151V255H150ZM155 257V256H154ZM26 258V257H25ZM131 258V257H130ZM187 258H189V257H187ZM195 258V257H194ZM222 258V259H221ZM3 258H0V263H1V260H2ZM6 259V258H5ZM46 259V258H45ZM126 259V260H125ZM152 259L154 260V258L152 257ZM156 259V258H155ZM196 259V258H195ZM206 259H208V258H206ZM47 260H49V261H47L48 262V264H52L53 263V260H54V257H48L47 258ZM75 259H66V262L67 263H71V262H73ZM77 260L76 261H74L73 263H75V262H77ZM144 260V259H143ZM190 260V259H189ZM3 261V260H2ZM10 261V260H9ZM46 260H44V262H45ZM147 261V260H146ZM43 262V263H44ZM90 262V263H89ZM132 262V263H133ZM137 262V261H136ZM154 262V264H160L158 261H157V263H155V261H153ZM211 262V263H212ZM15 263H17V262H15ZM21 264H22V262H20ZM62 263V262H61ZM115 263V262H114ZM3 264H9L8 263V260L6 261V262H4ZM109 264V263H108ZM111 264V263H110ZM117 264H119V263H117ZM133 264H136V263H133ZM138 264V263H137Z\"/></svg>",
	"mask_w": 264,
	"mask_h": 264
},
{
	"label": "water",
	"instance_id": "95a60500",
	"mask_svg": "<svg viewBox=\"0 0 264 264\" xmlns=\"http://www.w3.org/2000/svg\"><path fill=\"white\" fill-rule=\"evenodd\" d=\"M229 49L238 54L242 63L250 70L258 71L264 69V52L258 51L247 45L244 41L228 34Z\"/></svg>",
	"mask_w": 264,
	"mask_h": 264
}]
</instances>
